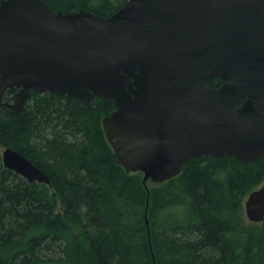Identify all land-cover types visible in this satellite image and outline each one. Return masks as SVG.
Masks as SVG:
<instances>
[{
    "label": "water",
    "instance_id": "95a60500",
    "mask_svg": "<svg viewBox=\"0 0 264 264\" xmlns=\"http://www.w3.org/2000/svg\"><path fill=\"white\" fill-rule=\"evenodd\" d=\"M218 78L222 86L209 87ZM34 92L113 102L107 140L145 185L170 181L194 157L254 164L264 158V0H128L109 17L3 0L0 107L20 114ZM2 161L29 183L51 184L16 150ZM244 210L264 221V185Z\"/></svg>",
    "mask_w": 264,
    "mask_h": 264
},
{
    "label": "trees",
    "instance_id": "16d2710c",
    "mask_svg": "<svg viewBox=\"0 0 264 264\" xmlns=\"http://www.w3.org/2000/svg\"><path fill=\"white\" fill-rule=\"evenodd\" d=\"M43 1L55 12L109 17L128 0ZM115 110L101 98L86 105L38 92L20 114L0 107V148L51 181L29 183L0 155V264H264V221L244 212L264 183V158L194 157L170 181L145 185L107 140L103 119Z\"/></svg>",
    "mask_w": 264,
    "mask_h": 264
},
{
    "label": "rangeland",
    "instance_id": "374dc122",
    "mask_svg": "<svg viewBox=\"0 0 264 264\" xmlns=\"http://www.w3.org/2000/svg\"><path fill=\"white\" fill-rule=\"evenodd\" d=\"M2 151H3V149L2 148H0V155L2 156ZM264 185V183L260 186V187H262ZM245 212V211H244Z\"/></svg>",
    "mask_w": 264,
    "mask_h": 264
},
{
    "label": "flooded vegetation",
    "instance_id": "af4514ba",
    "mask_svg": "<svg viewBox=\"0 0 264 264\" xmlns=\"http://www.w3.org/2000/svg\"><path fill=\"white\" fill-rule=\"evenodd\" d=\"M16 92H17V91H16ZM16 92H15V93H16Z\"/></svg>",
    "mask_w": 264,
    "mask_h": 264
}]
</instances>
